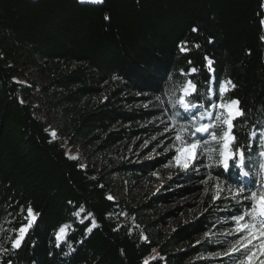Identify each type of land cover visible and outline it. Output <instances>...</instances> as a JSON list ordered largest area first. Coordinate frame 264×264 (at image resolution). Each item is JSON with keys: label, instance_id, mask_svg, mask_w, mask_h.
I'll list each match as a JSON object with an SVG mask.
<instances>
[{"label": "trees", "instance_id": "1", "mask_svg": "<svg viewBox=\"0 0 264 264\" xmlns=\"http://www.w3.org/2000/svg\"><path fill=\"white\" fill-rule=\"evenodd\" d=\"M262 21L264 0H0V264H225L229 256L201 259L221 249L206 233L214 218L242 214L246 202L208 194L163 231L155 224L174 211L144 224L145 205L117 199L86 150L125 149L156 122L189 136L182 129L195 122L177 104L178 85L194 79L207 104L213 81L231 80L227 96L245 109L234 129L244 159L226 171L210 142L206 169L224 188L264 192ZM183 42L190 51H180ZM191 67L198 71L181 76ZM29 206L37 216L13 248ZM81 209L91 215L79 222L73 213ZM64 224L71 230L57 244Z\"/></svg>", "mask_w": 264, "mask_h": 264}, {"label": "rangeland", "instance_id": "2", "mask_svg": "<svg viewBox=\"0 0 264 264\" xmlns=\"http://www.w3.org/2000/svg\"><path fill=\"white\" fill-rule=\"evenodd\" d=\"M83 1L92 2V0ZM30 73L32 74V72ZM201 111L204 110L201 109ZM201 122L211 123L212 121L205 118ZM155 127L157 129L154 131L133 138L125 149L106 150L98 153H95L93 148L86 150L87 154H91L88 157L89 162L94 164L96 168H100L103 174L106 175V179L114 189L117 199L126 200L133 206L145 205L140 210L142 215L139 219L144 224L153 221L165 211L173 210L174 214L165 218L166 223L155 224L158 229L168 230L169 226L176 225L182 219L190 217L198 211L199 203L206 195L213 196L216 193L227 192L235 195L238 189L242 187L236 185V187L224 188L220 182L210 176L209 171L206 169L208 158L206 145H202L194 161H187L189 167L184 168L183 164L186 162V158L182 157L179 162L174 158L175 149L182 146V141L175 139L178 133L183 136L181 127L180 132L171 128L170 125H164L163 122H156ZM79 151L85 152L82 147H79ZM122 161H125L127 165H142L145 171H140L138 168L134 171L133 169L125 171L118 168ZM155 161L156 163H154ZM262 176L264 178V171ZM262 186L264 190V183ZM153 197H156V199L151 200ZM236 197L238 202H246L241 207L242 212H244L249 202L244 200L243 196ZM222 209L230 210L231 207ZM77 212H79V215H74L77 221L82 222L89 218V215H84L83 211L79 210ZM130 222L138 224L139 221L132 216ZM228 222H231V224ZM67 225L70 227L66 229V235L62 239L57 238L59 229L57 230L55 234L57 244L64 242L71 230V225ZM92 227L93 224L90 228ZM236 228L237 225L232 218L229 220L224 217L214 218L211 229L207 231L206 236L209 237V243H219L221 249L202 255L201 259L215 261L221 257L229 256L223 262L225 264H237L241 252H231V249L236 241L246 234L237 233ZM146 236V233H143L142 238L145 239ZM183 248L184 246L178 245L176 250ZM256 262L257 264H264V258L260 256L259 251H257Z\"/></svg>", "mask_w": 264, "mask_h": 264}, {"label": "snow or ice", "instance_id": "3", "mask_svg": "<svg viewBox=\"0 0 264 264\" xmlns=\"http://www.w3.org/2000/svg\"><path fill=\"white\" fill-rule=\"evenodd\" d=\"M92 2H96V0H92ZM193 31H197V29L194 28ZM261 39H264V37ZM194 47L199 48L200 46L197 44ZM180 51L182 53L190 51L187 42H183L180 45ZM205 60H207L211 70L212 60L207 57H205ZM188 63L191 65L192 61H188ZM197 71L198 69L196 67H191L187 70L182 69L181 76L189 77ZM235 87L236 85L231 80H225L223 82L213 81V85L208 89L207 104H203L199 103L200 93L194 79H184L178 85L179 96L177 97V104L185 113L189 114L185 117L186 119L195 121V125L191 129H182V131L189 132V136H181L178 133L175 137L177 141H182V146L175 149L174 158L179 162L182 157H185L186 162L183 164L184 168L189 167L187 161L195 160L202 145H208L210 142L217 147L215 149H209V151L215 150L218 152L219 160L224 170L230 171L233 166L240 167L236 162L238 160L243 161L245 150L238 145L234 129L236 126L235 122L245 116V109L241 107V101L238 97L227 96V93L234 90ZM201 109L204 111H201ZM205 118L212 122L202 123L201 121ZM251 135L255 137L256 133L253 132ZM260 138L261 145L264 146V132L260 134ZM260 155L264 156V152H261ZM211 158L209 156V159ZM260 167L264 170V164ZM241 174L245 177L249 175L246 171ZM244 192L245 189L241 187L235 195L243 196V199L249 202L248 207L242 214L235 215L232 219L237 225L236 232L245 233L246 235H243L241 239L236 241L232 246L231 252H241L237 264H257V251L264 258V192L251 191L247 195H244ZM216 198L219 199V195ZM108 199H112V197H108ZM73 215L78 216L79 212H75ZM89 215L91 214L89 213ZM36 216L37 214L34 209L30 206L27 207L24 217L25 223L18 229H15V238L12 240L13 248H19L21 246ZM92 223L94 225L95 221ZM68 227L70 226L65 224L59 228L57 232L58 239H62L66 235V229ZM88 230L90 231L91 229ZM145 264H147V261H145Z\"/></svg>", "mask_w": 264, "mask_h": 264}, {"label": "crops", "instance_id": "4", "mask_svg": "<svg viewBox=\"0 0 264 264\" xmlns=\"http://www.w3.org/2000/svg\"><path fill=\"white\" fill-rule=\"evenodd\" d=\"M85 2H87V1H85ZM96 2H98V0H96Z\"/></svg>", "mask_w": 264, "mask_h": 264}]
</instances>
